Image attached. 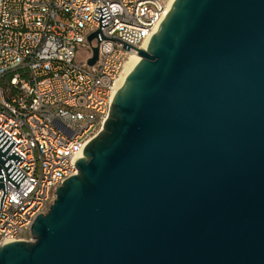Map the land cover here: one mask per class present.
Wrapping results in <instances>:
<instances>
[{"label":"water","instance_id":"obj_1","mask_svg":"<svg viewBox=\"0 0 264 264\" xmlns=\"http://www.w3.org/2000/svg\"><path fill=\"white\" fill-rule=\"evenodd\" d=\"M136 53L0 264H264V0H174Z\"/></svg>","mask_w":264,"mask_h":264},{"label":"built area","instance_id":"obj_2","mask_svg":"<svg viewBox=\"0 0 264 264\" xmlns=\"http://www.w3.org/2000/svg\"><path fill=\"white\" fill-rule=\"evenodd\" d=\"M171 1L0 0V247L30 240L34 218L77 174L125 64L145 50ZM79 47L88 52L82 61Z\"/></svg>","mask_w":264,"mask_h":264},{"label":"bare ground","instance_id":"obj_3","mask_svg":"<svg viewBox=\"0 0 264 264\" xmlns=\"http://www.w3.org/2000/svg\"><path fill=\"white\" fill-rule=\"evenodd\" d=\"M174 0L171 1L170 5L172 4ZM139 58L138 56L134 53L129 61L125 64L122 75L117 83L116 89L118 90L122 84V82L125 80L127 74L131 71V69L135 66V64L138 62ZM117 92V91H116Z\"/></svg>","mask_w":264,"mask_h":264},{"label":"rangeland","instance_id":"obj_4","mask_svg":"<svg viewBox=\"0 0 264 264\" xmlns=\"http://www.w3.org/2000/svg\"><path fill=\"white\" fill-rule=\"evenodd\" d=\"M87 55V50L84 47H79L75 55V60L82 61Z\"/></svg>","mask_w":264,"mask_h":264}]
</instances>
